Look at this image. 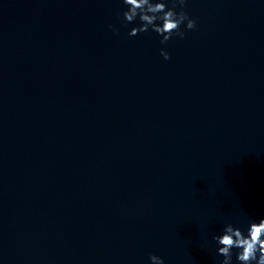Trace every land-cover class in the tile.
I'll return each instance as SVG.
<instances>
[{
	"label": "water",
	"instance_id": "water-1",
	"mask_svg": "<svg viewBox=\"0 0 264 264\" xmlns=\"http://www.w3.org/2000/svg\"><path fill=\"white\" fill-rule=\"evenodd\" d=\"M126 7L0 0V264H220L264 218V0L166 43Z\"/></svg>",
	"mask_w": 264,
	"mask_h": 264
},
{
	"label": "clouds",
	"instance_id": "clouds-1",
	"mask_svg": "<svg viewBox=\"0 0 264 264\" xmlns=\"http://www.w3.org/2000/svg\"><path fill=\"white\" fill-rule=\"evenodd\" d=\"M173 7L169 8L167 0H123L127 6L123 17L127 22H133L139 17V26L133 27L128 33L136 36L149 29L162 36L161 43H166L173 35L184 38L185 32L181 25L186 23L187 29L196 27V20L190 18L184 10L186 0H172ZM177 4L180 11H177ZM162 21V23H157ZM109 28L118 32L112 25ZM161 55L170 59V53L161 49ZM218 244V255L223 256L220 264H232L233 249H236V260L239 264H264V218L259 221L251 220L246 230L228 223L224 226L223 233L213 236ZM151 264H165L164 258L151 254Z\"/></svg>",
	"mask_w": 264,
	"mask_h": 264
}]
</instances>
